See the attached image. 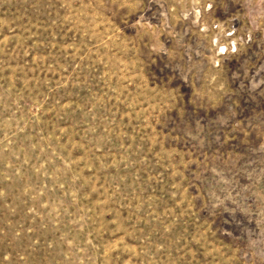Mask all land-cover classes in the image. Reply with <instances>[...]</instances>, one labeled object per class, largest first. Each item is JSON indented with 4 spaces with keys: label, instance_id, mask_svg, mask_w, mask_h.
I'll return each instance as SVG.
<instances>
[{
    "label": "rangeland",
    "instance_id": "obj_1",
    "mask_svg": "<svg viewBox=\"0 0 264 264\" xmlns=\"http://www.w3.org/2000/svg\"><path fill=\"white\" fill-rule=\"evenodd\" d=\"M0 264H264V0H0Z\"/></svg>",
    "mask_w": 264,
    "mask_h": 264
}]
</instances>
